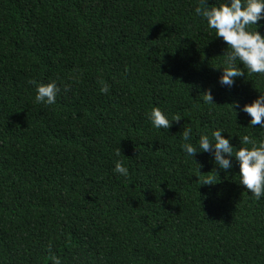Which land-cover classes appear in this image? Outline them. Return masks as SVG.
<instances>
[{"label": "trees", "instance_id": "obj_1", "mask_svg": "<svg viewBox=\"0 0 264 264\" xmlns=\"http://www.w3.org/2000/svg\"><path fill=\"white\" fill-rule=\"evenodd\" d=\"M197 4L0 0V264H264V197L207 154L199 171L179 125L146 116L179 114L193 143L215 128L264 139L230 105L264 93V74L216 84L223 45ZM33 80L57 82L55 104L34 102Z\"/></svg>", "mask_w": 264, "mask_h": 264}, {"label": "clouds", "instance_id": "obj_2", "mask_svg": "<svg viewBox=\"0 0 264 264\" xmlns=\"http://www.w3.org/2000/svg\"><path fill=\"white\" fill-rule=\"evenodd\" d=\"M195 14L206 23L210 31H214L215 40L223 45V67L217 71L216 84L221 88L231 90L236 83V78L245 77L247 73L264 74V34L259 30L264 27V0H198L194 9ZM254 26V27H253ZM35 85L34 102L37 104L52 105L60 91L56 81L41 83L29 81ZM66 90V89H65ZM100 91L106 93L108 86L105 84ZM199 95L206 102H213V88H202ZM230 105L236 119L240 113L249 117L247 126H259L264 129V93H259L250 103L240 104L233 100ZM147 119L154 129L169 130L173 123L179 125L180 136L183 143L180 145L183 153L195 160L197 154H207V163L213 165V170L228 172L234 166L238 167L239 186L248 190L256 200L264 197V139H256L251 134L239 136L224 135L222 128H215L210 135L200 133L195 143L193 129L181 123L183 118L173 114L171 119L157 106H153L146 113ZM241 126V125H240ZM238 141L233 144V138ZM114 155H122L120 148L114 149ZM196 161V160H195ZM198 170L204 166L196 161ZM113 172L119 176L127 177L128 168L117 159L114 162ZM203 185L213 186L212 177L203 181ZM52 264H61L57 256L51 257Z\"/></svg>", "mask_w": 264, "mask_h": 264}]
</instances>
